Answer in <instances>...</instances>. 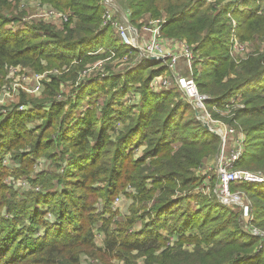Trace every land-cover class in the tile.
I'll return each instance as SVG.
<instances>
[{
  "label": "trees",
  "instance_id": "16d2710c",
  "mask_svg": "<svg viewBox=\"0 0 264 264\" xmlns=\"http://www.w3.org/2000/svg\"><path fill=\"white\" fill-rule=\"evenodd\" d=\"M6 1L0 0V6ZM55 1L59 2L61 8L72 11L76 18L75 26L63 33L43 25L38 26L40 30L35 34H15L0 39V75L7 63L34 65L45 61L48 66H52L77 60L73 66L76 70L99 57L90 52L104 43L113 46L119 54L136 53L133 48L116 46L114 42L110 43L104 38L110 26L103 27L100 24L102 10L98 0ZM192 1L127 0V5L131 14L138 15L143 10L151 9L150 4L155 3L167 12V21L162 24V30L167 36L177 34L187 39L189 45H195L196 42L199 46L204 44L203 46L215 47L213 50H217V54L211 56L217 63L208 68L205 62L196 77L198 89L210 96V107L217 105L221 108L236 95L244 100L245 106L235 109L230 119V122L239 120L247 135L243 153L235 162V167H264L258 165L264 160V139H256L257 136L254 135L261 134V127L264 125H251L258 115L264 116V102H259L264 101V67L261 63L264 56L252 57L239 70L235 68L229 51L231 41L228 39V32L231 27L224 25L219 28L215 25L223 17V11L215 10L214 12H218L214 15H207L202 12L206 0H198L195 4ZM236 13H240L239 9ZM239 18L241 21L254 19L259 22L254 11L246 12ZM211 29V33L203 37L202 32ZM239 29L240 27L238 32ZM253 33H264V23L257 25ZM42 35L53 39L56 47L39 40ZM165 70L162 61L154 60L138 71H127L122 77L108 75L103 82H97L94 86L88 82L87 89L76 96L75 107L86 97L97 99L99 93H102L105 98L106 92L110 93L99 108L100 116L96 114L98 109L87 108L82 115H77L76 109L72 117L74 124L64 129L72 121L60 122V136L67 139L68 147L71 148L66 171L57 176L65 184L63 192H48L46 195L38 192L29 196L27 193L22 199L18 197V200L10 199L6 194V199L5 186L1 183L0 264H54L57 258L72 254L76 246L82 244L80 240L84 239L86 244H92L91 227L103 215L92 213L91 201L95 188L88 182L98 180L105 184L103 200L107 204L128 184L137 190L134 196L136 201L139 199L147 203L153 199L149 210L140 207L142 212L139 216L143 219L147 217L137 230L127 232L125 228L120 229L118 235L106 233L103 244L108 251L115 252L117 249L116 252L128 256L131 250L144 251L148 246L152 250H158L164 244L161 242L167 239L161 233L164 231L170 236L178 237L175 245L167 247L175 249L171 253L173 264H264L263 241L259 236L241 228L238 210L216 205L202 195H186L176 200L172 198L177 190H190L199 183L193 168L204 157L218 152L220 137L206 130L195 119L189 104L184 101L176 102L175 93L148 89L149 81ZM231 73L235 77L225 79ZM69 75H74V72L71 71ZM64 79L65 76L53 79L52 94ZM135 83H140V102L129 107L123 106L119 98L129 91L130 84ZM114 87L119 89L110 91ZM52 97L47 99L54 103L47 112L46 124L50 120L53 123L49 127L39 128L35 135L27 131V118L23 113L11 112L0 122V181L9 175L6 166L1 164L4 153L10 152L18 160L17 163L28 165L31 161L27 154L21 152L27 144L34 154L44 152L42 146L47 137L46 130L57 125L55 118L67 104V101L58 102ZM215 115L218 116L216 113ZM115 121H122L125 128L112 141L109 140L108 132ZM138 147L144 148L142 155L133 158V150ZM75 187L79 192L69 194ZM239 188L251 201L253 224L264 230V182L231 185L232 190ZM51 196L55 198L54 202L49 200ZM46 207L51 210L52 217L46 216ZM135 221L136 218L130 216L127 226ZM185 236L188 237L186 242L194 243V250L191 252H183L185 250L181 249V241L186 239ZM161 238L163 239L160 241ZM31 244L33 246L28 247ZM201 244L205 245V249L196 253ZM160 254L164 257L165 253ZM73 257L76 258L74 255ZM41 258H44L43 261ZM67 262L72 264L74 260Z\"/></svg>",
  "mask_w": 264,
  "mask_h": 264
},
{
  "label": "rangeland",
  "instance_id": "374dc122",
  "mask_svg": "<svg viewBox=\"0 0 264 264\" xmlns=\"http://www.w3.org/2000/svg\"><path fill=\"white\" fill-rule=\"evenodd\" d=\"M197 1L198 0H193L192 4H195ZM98 3L101 5L102 10L100 19L101 26H110L104 38L107 39V41H111L110 43L114 42L116 46H121V44L118 41V34L114 29V26L110 22L104 24L102 20V15L105 13L106 8H110L109 12H112L113 20L123 24L131 25L138 31H142L144 27L151 29L155 28V26H159V35L165 44H179L181 41L189 44L187 39L180 37L177 34L167 36L163 32V26L161 24H165L167 21V12L164 8L157 6L155 3L150 4L151 9H147L145 11L143 10L138 15L131 14L132 11L127 5V0H98ZM109 3L112 6H110ZM254 5L256 7H254ZM202 9V12H205L207 15H214V13L218 12H214L215 10L223 11V17L216 21L215 25L219 28L224 25L231 27L228 32V39L231 41V47L229 51L231 55V63L233 62L235 68H238L239 70L240 66L249 61V59L252 57H259V55L264 56V33H253V30L255 27H257V25L261 24L262 22L264 23V0H206ZM238 9L240 13H236V10ZM251 11H254L255 16H258L257 20L259 22H255L254 19L251 21H241V18L238 19V17H241L244 13ZM58 13L66 14L67 20H60V18L57 17ZM75 24L76 18L72 11L61 8L59 2L55 0H7L2 6H0V39L15 34H35L40 30L38 29V26L43 25L53 29L56 32L63 31L64 33L69 28H73ZM100 24L98 28H100ZM239 27L240 29L238 32ZM34 30L36 32H34ZM211 31L212 29L203 31V37L204 35L210 34ZM232 31H234V33ZM144 32L145 31H143V33ZM39 40L45 41L46 45H55L53 43V39L44 35L39 37ZM203 45L204 44L199 46V44L196 42L195 45H190L193 49L194 57L191 67L185 64L183 58L179 61V63L176 64L175 71L180 75L191 77L195 83L197 82L196 77L199 76L205 62L208 64V68H211L217 63V60L211 56L213 54H217V50H213L215 47ZM90 53L92 55H99V57L93 61L86 62L84 65H82V67L76 70H74L73 66L78 62L77 60H73L69 64H54L52 66H48L47 62L45 61H41L40 64L37 62L34 65H31L30 63H7L4 65L0 75V122H3L7 115L11 112L23 113L27 118L25 120L27 131L32 135H35L34 133L39 131V128L41 129L42 127H49L53 123V121L50 120L47 121L46 124V118L48 117L47 112L54 103L47 101L49 96L51 97L50 99H52V96H54V99L58 102L67 101L66 106L59 112V114H57L55 118L57 120V125L54 128H47L46 130L47 137L45 138L43 146L41 145L44 152L34 154L31 152L32 150L30 145L27 144L21 152L27 154L29 160L31 161L28 165L17 163L18 160L14 159L13 154L10 152L3 154V157L1 158V164L6 166L9 171V175L2 178L0 185L2 186V184H4L5 186L4 192L6 199V194L10 196V199L17 198L18 200V197L19 199H22L21 197L27 193L29 196L31 193L36 194L38 192L44 195H46L48 192L49 194L58 191L63 192L65 190V184L61 182L62 180L58 179L57 176L64 172L66 165L70 161L69 153L71 148L68 147L67 139L60 136L62 127L60 122L70 123L76 112V109H80L79 112H81L79 113L77 110V115H82V112L87 108H92L95 110L98 109L96 114L97 116H100L101 113L99 108L104 103V99L110 93L106 92L107 96H105V98L102 93H99L100 96L97 99L86 97L77 107H75L74 105L76 96L80 92L87 89L88 82L94 86L97 82H103L104 79L108 78V75H113L112 77H122L127 73V71H138L141 67L148 66L152 61H154L149 60L147 62L137 64V53L133 54V52H127L125 54H119L116 49L113 48V46L106 43L102 44L97 50ZM167 60H171V57H166L165 62ZM134 62V68H130L131 64ZM261 63L263 65L262 67H264V58ZM71 71L74 72V75H69ZM160 75L166 78L169 85H172V83L175 81L176 75L167 70V67L166 70ZM61 76H65V79L60 81V85H58V88L52 94L51 92L54 90L51 85L53 79L55 77L61 78ZM229 77L233 78L235 77V74L231 73L229 76L225 77V79H228ZM225 79L223 81H225ZM129 87V91L119 98L122 105L128 107L139 103L141 99V93L138 89L140 87V83H135L133 85L130 84ZM118 89V87H114L110 91H116ZM148 89L150 91H155L154 86L151 84V80L148 83ZM165 91H172L175 93L174 100L176 102L184 101L181 91L175 88H170L169 90ZM208 102L209 100L206 101L205 107L207 108L208 113L211 115V125L213 128L219 127V134H221L222 137L225 136L226 138H224L222 141V137L217 135L220 137L219 152L214 155L204 157L203 160L195 168H193V172L195 176L198 177L199 183L190 190H177L176 193L172 195V198L176 200L179 197H186V195H202V197H207L216 205L238 210L240 212L239 222L241 228L245 232H249L248 228H251V226L255 225L253 224L252 220L248 221L245 216H242L243 208L236 204L231 206L220 204L215 194L217 192V159L221 153L220 148L223 145L225 148L231 149L235 143H237V139L244 137L243 142L245 141V138L247 139V135L243 131L244 128L241 122L239 120L230 122L233 113L237 109L245 106V103L244 100H242V98L238 95L231 98L221 108L217 105H211L210 107ZM259 102L262 103L264 101ZM193 113L195 116L194 109ZM215 113L218 116H216ZM195 119L198 120L196 116ZM199 123H201L203 127L206 128V130L211 132L201 121H199ZM72 124H74V120L70 124L64 126V129L70 127ZM252 124L264 125V116L258 115L255 120L251 122V125ZM124 128L125 125L122 121H115L113 128L108 132L109 140H116L119 132ZM230 128L235 130V132L228 133V129ZM262 129L263 132L260 131L262 132L261 134H254L257 136L256 139H259V137L264 139V126L261 127V130ZM90 139L93 140L92 138ZM31 140L33 139L31 138ZM91 143L94 144L93 141H91ZM143 149L144 148L142 147L134 149L133 158L141 156ZM258 165H264V160ZM233 167L238 168L235 167V163L233 164ZM246 167L249 168L247 170L251 169L252 171L264 173V167ZM88 184H92L95 188V192L93 193V198L91 201L92 213H98L99 216L103 215V217H99L96 224L91 227L93 237L92 244H86L84 239L80 240V243L82 244L77 245L72 254L63 255L57 258L54 264H68L67 261L72 259L74 260L72 264H173L174 260L171 257V253H173L175 249H169L170 247H167L175 245L178 237H176V235L170 236L164 231H161V233L165 235L167 239H164L161 242V244H164L161 245L158 250H152V248H149L150 246H148V249L144 251L131 250L128 256L122 252H116L117 249L114 250L115 252L108 251L109 249L107 250L105 244H103L106 233L109 232L111 234L118 235L120 229L124 230L126 228L125 230H127V232H131L134 229L137 230V228L143 224L144 219L147 217L145 216L143 219L139 216L142 212L140 207L143 206L149 210L150 204H153V199L151 202L147 201V203L139 199L136 201L134 196L137 194V190L135 187L128 184L124 190L119 191V193H117L112 198V201L107 204L103 200V195L105 194L103 189L105 187L104 182L98 180L90 181ZM256 184H260V182ZM47 186L50 187L44 188ZM233 191H240L244 193V197L248 202L250 211L251 201L247 194L240 188ZM78 192L79 189L75 187V189H73L69 194ZM49 200L54 202L55 198L51 196ZM192 201L195 203L194 200ZM2 209L4 210V208ZM39 210H43V208H39ZM46 211H48L46 216L52 217L53 214L51 210H48L46 207ZM130 216L135 217L136 221L132 225L127 226V220ZM248 216H251L250 212L248 213ZM185 237L186 239H182L181 241V249L185 250L183 252H191L194 250V243L186 242L188 237ZM162 239L163 238H161L160 241ZM32 246L33 244L29 245L28 247ZM199 249L200 250L196 253H201V251L205 249V245L201 244ZM161 252L165 253L164 257L161 256ZM73 255L76 258H74ZM43 259L44 258H41L42 261Z\"/></svg>",
  "mask_w": 264,
  "mask_h": 264
},
{
  "label": "built area",
  "instance_id": "2783aa9c",
  "mask_svg": "<svg viewBox=\"0 0 264 264\" xmlns=\"http://www.w3.org/2000/svg\"><path fill=\"white\" fill-rule=\"evenodd\" d=\"M110 6H112L109 3ZM105 13L102 15L104 24L110 22L118 34V41L122 46L130 47L136 50L138 57L136 63L147 62L149 60H159L167 67V70L171 71L175 77L172 85L168 84L166 78L162 75H156L151 79V84L154 86V92H162L175 88L182 92L184 101L189 104L195 111L196 118L201 121L211 132L216 135L219 134V127L213 128L211 125V115L208 113L205 107L206 101L210 100V96L201 93L198 90L197 84L189 76L180 75L175 71L176 64L183 58L185 64L191 67L193 63V49L184 41L179 44H165L159 35V26L155 28L144 27L142 31H138L131 25L123 24L112 19V12H109L110 8L105 9ZM60 20H67L66 14L58 13ZM162 25V24H161ZM143 31L145 32L143 33ZM166 57H171V60L165 62ZM170 59V58H169ZM135 62L131 64L130 68H134ZM235 130L228 129V133H233ZM226 138L222 137V141ZM226 140V139H225ZM244 137L237 139V143L231 148L227 149L222 145L220 148V156L217 159L216 169V186L217 192L215 193L220 204L231 206L240 205L243 208L242 216H245L248 221L253 219L252 216H248L249 206L244 197V193L240 191H233L231 189L232 184L242 183H262L264 182V173L256 172L247 169L234 168L233 164L241 157L244 148ZM225 143V141H224ZM223 143V144H224ZM219 152V150H218ZM228 153V154H227ZM249 233L257 235L262 238L264 244V231L258 229L255 226L248 228Z\"/></svg>",
  "mask_w": 264,
  "mask_h": 264
}]
</instances>
